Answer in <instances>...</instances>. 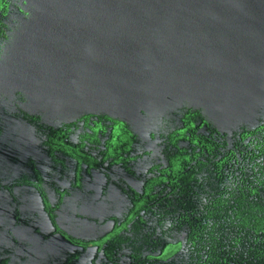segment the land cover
I'll use <instances>...</instances> for the list:
<instances>
[{
	"label": "water",
	"instance_id": "95a60500",
	"mask_svg": "<svg viewBox=\"0 0 264 264\" xmlns=\"http://www.w3.org/2000/svg\"><path fill=\"white\" fill-rule=\"evenodd\" d=\"M3 6L0 180L25 181L26 213L32 183L56 169L57 142L72 143L85 121H117L136 145L189 112L230 137L264 124V0ZM17 232L0 235L13 244ZM182 256L193 251L170 258Z\"/></svg>",
	"mask_w": 264,
	"mask_h": 264
},
{
	"label": "flooded vegetation",
	"instance_id": "af4514ba",
	"mask_svg": "<svg viewBox=\"0 0 264 264\" xmlns=\"http://www.w3.org/2000/svg\"><path fill=\"white\" fill-rule=\"evenodd\" d=\"M236 132L189 112L136 145L117 121H85L28 213L25 181L0 180V233L18 231L0 235V264H264V124ZM180 247L193 257L170 258Z\"/></svg>",
	"mask_w": 264,
	"mask_h": 264
}]
</instances>
